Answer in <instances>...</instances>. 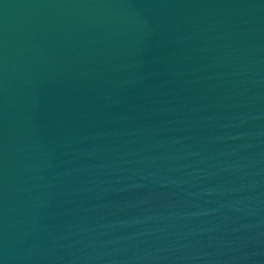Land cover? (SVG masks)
Instances as JSON below:
<instances>
[{
	"label": "water",
	"instance_id": "obj_1",
	"mask_svg": "<svg viewBox=\"0 0 264 264\" xmlns=\"http://www.w3.org/2000/svg\"><path fill=\"white\" fill-rule=\"evenodd\" d=\"M0 264H264V0H0Z\"/></svg>",
	"mask_w": 264,
	"mask_h": 264
}]
</instances>
